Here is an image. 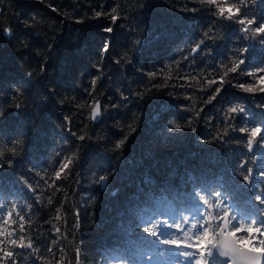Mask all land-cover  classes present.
Returning a JSON list of instances; mask_svg holds the SVG:
<instances>
[{
    "label": "trees",
    "instance_id": "trees-1",
    "mask_svg": "<svg viewBox=\"0 0 264 264\" xmlns=\"http://www.w3.org/2000/svg\"><path fill=\"white\" fill-rule=\"evenodd\" d=\"M101 6L106 12L118 6L115 24L107 16L94 18ZM214 11L199 0H0V200L6 212L13 204L30 212L25 235L40 248L39 253L14 249L18 264H111L140 234L141 218H173L181 209L199 208L192 197L196 188L212 199L221 191L234 209L259 207L237 170L247 162L257 174L253 189L264 190L258 176L264 146L256 144L250 153L238 129L246 120L264 126V93H244L237 85L264 86L258 79L264 73L228 72L223 85L220 77L238 58H245L241 69L264 66V44L257 42L264 37L243 53L249 41L241 26L218 19ZM244 11L264 20V0L249 2ZM107 26L113 27L111 34L103 31ZM209 28L214 30L205 38ZM107 39L111 47L102 57ZM201 39V50L192 54ZM17 85L19 111L12 107ZM96 100L101 115L94 123L89 109ZM234 105L250 117L237 113L227 120ZM173 123L188 127L174 130ZM16 137L22 143L13 156L7 142ZM77 150L70 173L55 179L58 162ZM101 175L107 176L103 189ZM41 176L59 186L54 196L55 188ZM12 227L18 229V220ZM129 229L135 230L131 236ZM153 239L137 247L152 251V264H171L170 250Z\"/></svg>",
    "mask_w": 264,
    "mask_h": 264
},
{
    "label": "snow or ice",
    "instance_id": "snow-or-ice-1",
    "mask_svg": "<svg viewBox=\"0 0 264 264\" xmlns=\"http://www.w3.org/2000/svg\"><path fill=\"white\" fill-rule=\"evenodd\" d=\"M201 4H207L209 6H214L215 11L213 15L218 19L226 20L235 24L240 25L239 31L244 35V39L249 41V43L241 50L243 53H248L250 47L254 45L253 41H256L257 37H264V20L258 22L257 17H252L249 15L247 9L249 7V2L255 4L257 0H237V2L229 3V0H199ZM53 11L58 9L53 8ZM192 11H196L193 9ZM107 16L112 24H115L116 21L120 18V13L118 12V6H113L110 11L106 12L101 6V10L95 11L94 18H100ZM213 28H209L205 33V38L210 37V33L213 32ZM5 35H11V29L5 28ZM105 33L111 34L113 32V27L107 26L103 29ZM261 44H264V40L257 41ZM137 44L140 41L136 42ZM205 43L204 39H201L191 48V53L195 54L201 50V46ZM111 47V42L107 39L101 49V56L106 55ZM121 59H127V55ZM120 62V59L116 61ZM245 64V58H238L237 60L230 61V67H227V71L224 72L223 76L220 77V84L224 83V76L228 75V72L236 73L240 70L241 74L253 76L257 75V72L264 73V66H258L254 71H248L246 69H241V65ZM98 71H102L99 65L96 66ZM29 76L32 73H28ZM154 75V74H149ZM100 79L99 76L91 80L92 88L94 89L97 81ZM195 79V77H192ZM262 84H264V76L258 77ZM209 84L216 83L215 80H209ZM237 87L242 90L244 93H254L261 92L264 93V86L256 88L255 86H250L247 84H238ZM216 93L221 91L220 87L214 89ZM22 89L17 85V88L14 93V99L16 103L12 105L19 111L22 107L21 102ZM215 99V96L212 97ZM237 113H244L245 116L250 117L251 114L246 113L245 109L239 105L231 106L227 109L226 119H234V115ZM3 113L0 112V115ZM101 115V110L99 103L96 106L92 107L90 113V119L96 120ZM131 127V126H129ZM172 129L180 130L182 127H188L187 124L182 125L180 123H173ZM194 130V129H193ZM242 137H246V145L248 151L251 153L254 150V145L259 144L264 146V126L259 124L249 125L247 120L245 121V126H242L238 129ZM74 134V133H73ZM75 135V134H74ZM224 135H228L227 129L224 132ZM86 137L81 135L78 137L79 140L83 141ZM222 139L223 137H217ZM127 137L120 139L115 144V149L120 150L122 146L126 143ZM242 142V141H241ZM22 143V141L16 137L7 142L8 147L10 148L11 154L13 156L17 153V148ZM3 153H0L2 157ZM78 162V150L72 152L69 155L63 157L62 162H58V169H54V177L59 180L66 177L72 167ZM8 165H12V161H7ZM246 163H241L239 169H244V171H238V175L242 177L245 185L248 186L249 190L252 191L253 199L259 207L251 212H245L242 207L237 204L236 208L232 207V204L226 202L225 197L222 195L221 191L217 190L215 192V199H212L209 193L203 192L201 189H193L192 197L195 199V203L199 205L197 207H191L189 210L185 211L181 209L177 215L173 218H169L167 215L163 217H157L156 219L149 218L148 220L140 219V222L137 223L136 228L140 229V234L135 236V240L130 242V247L124 249L116 261L111 262V264H140L141 261L144 264H152L154 259L152 251L150 249L145 250L137 247V242L147 239V237L154 238L152 243H158L159 245L164 246V248L170 250L172 255L175 257L173 264H231V256L221 255V247L219 245L213 246V244H205L202 246L201 241L206 234H211L216 236L219 239L218 233L221 232H232L237 229L241 223L251 224L253 229L258 228L259 231L255 232L256 240L264 239V236L261 234L264 233V219L259 217H264V190L256 191L253 189V177L256 174L253 167H246ZM40 175V173H37ZM259 178H264V168L258 173ZM41 179L44 180V183L48 187L55 188V192L59 191L60 188L58 185L54 184V181L46 179L44 176H41ZM106 175H101L99 177V184L101 187L106 186ZM22 183L29 188L30 191H35L33 186L22 178ZM198 198V199H196ZM48 204H53L51 197L48 199ZM215 209V212H213ZM56 215L54 220L59 221L61 219L60 212L61 206L55 208ZM198 213V214H197ZM227 213V216H225ZM247 217V219H245ZM18 220V229L13 228L12 225L16 224ZM227 222V225H226ZM226 225V227H225ZM31 227V215L25 213V210L22 206L13 204L11 210L5 211V206L2 200H0V264H18V255L14 249L21 250H31L39 253L40 248L37 246L35 239L29 235H25L28 229ZM53 229L59 233L60 229L56 224H52ZM174 230V231H173ZM135 230L129 229V236L133 235ZM246 232L237 233V239L240 236L248 238L246 235H241ZM143 234H147L146 236ZM182 234V235H181ZM51 251V249H49ZM23 255H26L27 252H23ZM158 255H163V251H159ZM78 255V252H77ZM79 264V260H77ZM260 264H264V256L260 258Z\"/></svg>",
    "mask_w": 264,
    "mask_h": 264
},
{
    "label": "clouds",
    "instance_id": "clouds-1",
    "mask_svg": "<svg viewBox=\"0 0 264 264\" xmlns=\"http://www.w3.org/2000/svg\"><path fill=\"white\" fill-rule=\"evenodd\" d=\"M241 231L248 233V238L240 236L237 239V233ZM258 231L259 229H253L251 224L241 223L232 232L218 233L219 239L211 234H206L201 244L202 246L205 244L219 245L222 249L221 255L232 257L231 264H260V258L264 256V239L256 240L254 233ZM261 235L264 236V233Z\"/></svg>",
    "mask_w": 264,
    "mask_h": 264
},
{
    "label": "water",
    "instance_id": "water-1",
    "mask_svg": "<svg viewBox=\"0 0 264 264\" xmlns=\"http://www.w3.org/2000/svg\"><path fill=\"white\" fill-rule=\"evenodd\" d=\"M97 103H98L97 100L94 101L93 104H92V106H91V108H90V111H89V120H90L91 122H94V123L97 122V120L99 119L100 116H99L96 120H92V119H90V113H91V109H92V107L96 106ZM100 188L103 189L104 187H101V186H100Z\"/></svg>",
    "mask_w": 264,
    "mask_h": 264
},
{
    "label": "rangeland",
    "instance_id": "rangeland-1",
    "mask_svg": "<svg viewBox=\"0 0 264 264\" xmlns=\"http://www.w3.org/2000/svg\"><path fill=\"white\" fill-rule=\"evenodd\" d=\"M92 104H93V103H92ZM92 104H91V106H92ZM91 106H90V108H91ZM89 111H90V109H89ZM173 231H174V230H173ZM181 235H182V234H181ZM174 259H175V257L171 259V264H173ZM160 264H163V263L160 262ZM164 264H165V263H164Z\"/></svg>",
    "mask_w": 264,
    "mask_h": 264
}]
</instances>
